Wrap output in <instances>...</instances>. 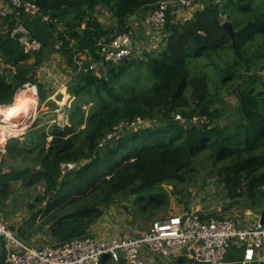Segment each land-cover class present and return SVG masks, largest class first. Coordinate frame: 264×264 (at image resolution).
<instances>
[{"label": "trees", "instance_id": "16d2710c", "mask_svg": "<svg viewBox=\"0 0 264 264\" xmlns=\"http://www.w3.org/2000/svg\"><path fill=\"white\" fill-rule=\"evenodd\" d=\"M23 1L56 20L44 24L49 36L64 22L65 32L54 38L60 45L53 48L77 73L68 87L74 98L69 123L54 124L47 132L28 131L24 141L10 139L0 153V204L15 185L41 187L26 204L30 237L41 233L55 244L84 237L121 196L145 198L148 206L159 202L161 195L153 189L189 179L196 159L205 153L222 164L211 172L228 196L262 212L264 220V0H222L182 22L169 9L157 53L147 54L146 60L107 63L99 68L101 76L88 70L100 59L99 43L127 30L161 0ZM98 9L110 14L115 28L104 29ZM71 15L72 22H65ZM23 16L11 11L0 17L1 25L24 24ZM225 24L232 26L234 38ZM27 28L42 43L33 54L0 34V58L10 66L6 76L0 73V108L14 105L17 95L35 84L49 36L44 39ZM78 54L86 56V72L77 71ZM31 55L34 61L28 63ZM227 96L236 100L234 113ZM138 120L149 126H129ZM18 158L19 164L9 163ZM67 164L75 166L63 169ZM17 234L24 238L25 231ZM2 247L0 238V264H6Z\"/></svg>", "mask_w": 264, "mask_h": 264}, {"label": "built area", "instance_id": "2783aa9c", "mask_svg": "<svg viewBox=\"0 0 264 264\" xmlns=\"http://www.w3.org/2000/svg\"><path fill=\"white\" fill-rule=\"evenodd\" d=\"M221 1L161 0L151 11L139 17L140 23L146 37L153 34L163 39L162 30L169 9H172L173 14L183 10L194 13L202 11L206 5L218 4ZM9 3L17 16L23 13L28 17L37 18L43 24L56 22L50 14L43 13L32 3L23 0H9ZM130 24L126 26L127 30L116 34L111 40L99 43L100 59L90 63L89 71L96 74L99 68H103L107 63L117 64L124 59L133 58L138 39L136 30L134 27L132 29ZM134 25L138 26L135 23ZM0 34H8L11 39L17 40L25 53L33 54L42 49V43L30 34L24 24L9 28L1 25L0 21ZM162 39L157 44H162ZM58 46L55 45L56 48ZM80 56L86 59L85 55H77V71L84 67L83 61L79 60ZM88 60L91 61V57ZM176 119L179 120L180 117L177 116ZM141 122L138 120L129 126L134 127ZM201 122L204 123L205 120L202 119ZM12 138L4 139L0 131V153L5 152V147ZM74 166L67 164L62 167L70 170ZM0 238L6 264H101L104 256L114 262L124 259L127 264H145L141 257L144 251L152 256L165 258L185 257L192 264H264L262 217L256 221L238 222L229 217L208 216L194 210L155 220L147 231L138 236L116 235L107 241H99L88 234L62 244L31 245L1 221ZM232 249H235L234 252ZM232 254L240 256L231 260L229 258Z\"/></svg>", "mask_w": 264, "mask_h": 264}, {"label": "rangeland", "instance_id": "374dc122", "mask_svg": "<svg viewBox=\"0 0 264 264\" xmlns=\"http://www.w3.org/2000/svg\"><path fill=\"white\" fill-rule=\"evenodd\" d=\"M184 12L183 10L174 13L175 21L182 22L190 19L193 15V12ZM96 13L104 29L116 27V21L112 20V17L106 10L98 9ZM72 17L73 15L65 18V22L71 23ZM134 23L138 26L135 27ZM134 23L132 22L130 26L136 30L134 31L136 32L138 43L133 58L146 60L147 54L157 53L162 47V44H157L162 37L153 34L146 37L142 23H140V18L134 21ZM65 28L64 22H59L54 36H49L45 41V47L41 52L42 62L35 71V84L31 85L36 88V91H31L28 94L37 103L33 117L28 121V125L21 132L22 134H18L12 139L19 138L21 141H24V136L28 131L34 132L44 129L47 132L54 124L64 126L69 123L68 113L70 112L69 109L74 98L68 93V87L77 79V73L74 70V64H69L67 57L55 53L53 48L55 45L56 47L60 45L54 38L58 34L64 33ZM80 57V61L86 62L83 56ZM33 61L34 56L31 55L28 63H32ZM9 69L10 66L0 58V73L6 76ZM81 71L86 72V69L82 66ZM96 75L101 76L102 73L98 71ZM261 75L264 79V70L261 72ZM209 86L210 90L213 91L214 85L210 83ZM16 94L17 92L13 100ZM41 95L44 96V100L40 99ZM17 100L19 101V97ZM225 101L229 111L234 113L236 107L235 98L227 96ZM83 109L87 114L89 105L83 106ZM222 124H224V120ZM4 125L5 123L0 122V128ZM147 126H149L148 123L141 122L140 124H136L134 128L142 129ZM48 141H50V138H48ZM28 160L31 162L30 158ZM20 161L21 159L18 158L9 163L19 164ZM221 165V163H214L208 154H202L196 159L195 170L189 179L184 182H166L156 186L153 189V193L161 195L159 196L160 201L156 203L152 202L149 206L146 204L145 198L138 199L134 195L118 197L111 205L104 209V226L111 222L115 227L121 226L124 229H121L119 233L130 236L138 235L147 231L155 220L163 219L172 214H181L189 210L199 211L208 216L229 217L238 222H241V220L256 221L261 218L262 212L257 213L255 210L246 208L242 200L231 199L223 184L212 175L211 171ZM12 189L5 202L0 204V221L10 229H14L16 233L17 230L25 231V236L22 239L31 245L51 243L50 239L44 237L45 235L41 233L30 237L29 233L32 232L33 228L26 225L31 214L26 204L31 202L34 195L41 191V187L38 186L36 190H23L15 185ZM234 250L232 249L233 252Z\"/></svg>", "mask_w": 264, "mask_h": 264}, {"label": "crops", "instance_id": "0c3cea01", "mask_svg": "<svg viewBox=\"0 0 264 264\" xmlns=\"http://www.w3.org/2000/svg\"><path fill=\"white\" fill-rule=\"evenodd\" d=\"M149 9L151 8H146L145 10L148 11ZM11 11H12V7L9 3V0H0V17L5 14L10 13ZM184 13H187V12H184ZM20 20L22 23L27 25V27L35 30L44 39H46L50 35L47 26L41 23L39 20L34 19L32 17H28L26 15H24ZM26 91L30 93L31 91H36V88L33 86L31 89L26 90ZM103 216L90 227L89 229L90 235H92L99 241H107L108 239L116 235H126V234L119 233L120 230L122 229L121 226H118L117 228L111 222L105 224L104 226ZM138 235H131V236H138ZM44 237L49 238L47 235H45ZM239 256L240 255L232 254L229 259L234 260V259L239 258ZM141 257L144 259L145 264H192V262L189 261V259L185 257H180L176 259L175 258L174 259L165 258V257H159V256H152L145 251L141 253ZM101 264H127V263L125 262L124 259H120L118 262H114L108 256H104Z\"/></svg>", "mask_w": 264, "mask_h": 264}, {"label": "bare ground", "instance_id": "6f19581e", "mask_svg": "<svg viewBox=\"0 0 264 264\" xmlns=\"http://www.w3.org/2000/svg\"><path fill=\"white\" fill-rule=\"evenodd\" d=\"M28 94V91L20 92L19 96L17 95L19 101L17 100L18 102L15 105L6 109H0V122L5 123L0 128L4 139L20 134L28 125V121L33 117L37 103Z\"/></svg>", "mask_w": 264, "mask_h": 264}, {"label": "water", "instance_id": "95a60500", "mask_svg": "<svg viewBox=\"0 0 264 264\" xmlns=\"http://www.w3.org/2000/svg\"><path fill=\"white\" fill-rule=\"evenodd\" d=\"M132 18L134 19L135 16H133ZM224 26H225V28L227 29L229 35H230L232 38H234L235 33H234L233 29H232V26H231L230 24H225ZM23 87H24V86H23ZM10 105H11V104H10ZM262 215H263V214H262Z\"/></svg>", "mask_w": 264, "mask_h": 264}]
</instances>
